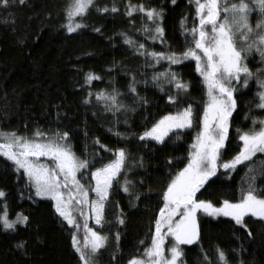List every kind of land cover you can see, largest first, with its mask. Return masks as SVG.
Masks as SVG:
<instances>
[{
  "label": "trees",
  "instance_id": "16d2710c",
  "mask_svg": "<svg viewBox=\"0 0 264 264\" xmlns=\"http://www.w3.org/2000/svg\"><path fill=\"white\" fill-rule=\"evenodd\" d=\"M128 0H97L101 6L115 3L119 11L101 14L95 9L83 18L84 27L68 33L62 25L65 21V7L69 0H25L12 10V15L0 11V130H16L30 134L37 127L42 129L67 130L70 132L73 149L78 156L88 154L96 166L99 161L111 156L94 140L109 148L126 147L129 152L127 178L133 182L140 199L130 202L129 194L113 185L110 202L106 206L105 219L111 221L96 230L108 236L107 245L98 256V264H127L131 255L143 252L150 243L149 230L152 218L158 211V194L166 184L170 174L187 162L189 145L195 134L193 129L179 131L177 139L173 131L166 137L165 145L149 142L147 145L138 139V134L146 126L167 111H175L177 106L169 105L163 99L165 93L159 91L151 81L153 72L168 67L166 60L154 66L145 64V57L136 55L123 43L120 33L131 35L145 43L149 50L180 52L185 46V36L180 27L185 18V27L198 24L194 6L189 0H142L146 6L163 7V40L148 39V33L137 32L145 21L140 15H124ZM139 3L141 0H131ZM7 16V22L4 18ZM132 21L131 23L129 21ZM255 14L251 17L254 25ZM99 28L100 31H94ZM23 41V43H21ZM253 72L259 67V57H248ZM163 65V67H161ZM185 80L190 88L182 97V103H192L202 109L200 77L195 71V62L183 60L171 66ZM94 72L101 77L90 84L84 83L85 74ZM136 76L137 93L148 103L133 104V94L128 91V82ZM147 81V83H145ZM168 89V85H164ZM117 89L120 101L127 110L114 117L105 111L103 102H97L95 93L99 90L110 92ZM91 91V102L85 104L84 97ZM258 85L250 79L248 87H240L234 96L237 108L229 118V133L222 149V160L230 159L239 149L237 129L252 127V119H264V110L255 107ZM134 109V110H133ZM118 119V123H117ZM258 126V125H257ZM125 133L120 138L109 131ZM264 154L257 153L253 160L259 163ZM142 158V164L140 161ZM3 158H0L2 160ZM169 160L171 161L169 163ZM243 164L237 165L230 174L218 168L210 183L197 193L199 199L219 204L224 199L235 202L242 190L248 187L250 176ZM253 186L258 194H264V175L256 172ZM121 182L124 177L119 178ZM0 189L5 192L8 211L14 218L16 212L29 216L27 227L14 233L0 231V264H77V257L71 248L68 226L54 213L52 202L31 195V190L23 181L16 179L10 169L0 163ZM122 215L124 224L116 221ZM199 240L191 245H182L185 264H203L204 255L215 259V249H223L229 264H264V221L246 216L248 231L241 228L229 217L212 218L197 213ZM119 232V240L116 233ZM145 241L141 245L140 241ZM19 241H26L23 249L15 247Z\"/></svg>",
  "mask_w": 264,
  "mask_h": 264
},
{
  "label": "snow or ice",
  "instance_id": "6c2138e0",
  "mask_svg": "<svg viewBox=\"0 0 264 264\" xmlns=\"http://www.w3.org/2000/svg\"><path fill=\"white\" fill-rule=\"evenodd\" d=\"M194 6L198 24L192 28L185 27V18H181L180 27L185 36V46L180 52L149 50L145 43L139 42L127 33H120L123 43L138 56H144L147 66H154L161 60L168 62L163 71L153 72L151 81L159 91L164 92L163 99L169 105L177 106L175 111H167L151 126H146L138 134V139L145 143L154 142L165 145L166 137L174 129L176 138L179 131L193 129L195 134L189 145L187 162L170 174L166 184L158 194V211L152 218L149 230L150 243L140 241L143 252L131 255L127 264H185L182 259L184 249L181 245H191L199 240V226L197 213L201 212L213 218L229 217L235 225L252 233L247 228L246 216L264 221V194H258L253 186L256 172L264 175V157L259 163L253 160L257 153L264 154V119H252V127L247 130L237 129L239 149L230 159L222 160V149L229 133V118L237 108L234 93L240 87H248L250 79H255L258 85L255 107L264 110V0H189ZM175 4L176 0H171ZM25 0H0V11L11 16L12 10L24 5ZM104 13H116L118 6L113 3L101 6L97 0H69L65 7V23L62 25L68 33H73L84 27L83 18L90 10ZM139 14L145 21L137 32L148 33L147 38L161 40L165 43L164 28L162 26L163 7L146 6L142 0L125 4L124 15L133 17ZM256 20L253 25L252 15ZM7 22V16L4 18ZM132 22L131 20L129 21ZM94 31H100L94 28ZM23 43V41H21ZM259 57V67L253 72L248 64V57ZM191 59L195 62V71L200 77L202 92V109L194 108L192 103H182V97L190 88L185 80L171 66L181 64L183 60ZM163 67V65H161ZM131 79L128 91L133 94V104L147 99L137 93V80L134 73H127ZM101 77L94 72L85 74L84 83L90 84ZM147 83V81H145ZM168 85L166 90L164 85ZM93 93L89 91L83 102H91ZM121 93L113 88L110 92L99 90L95 93L97 102H103L105 111L115 117L118 112L126 111L127 106L119 99ZM134 110V109H133ZM117 119V123H118ZM258 125V126H257ZM114 135L125 138L126 134L113 131ZM111 156L99 161V166L92 161L98 153L78 156L73 149L70 132L67 130L42 129L37 127L30 134H22L16 130H0V163L6 170L10 169L16 179L23 181L31 190V195L52 202L54 213L66 224L71 237V248L77 257V264H98V256L107 245L108 236L101 230H94L87 222L83 224L84 235L79 237L80 220L90 217L101 229L106 223V206L110 202L113 185L131 197L130 202L140 199V192L127 178L130 170L127 166L129 152L126 147L109 148L94 140ZM171 161L169 160V163ZM243 164L250 176L248 187L241 192L235 202L224 199L218 205L205 199H199L197 193L210 183L218 168L230 174L237 165ZM142 164V158L140 165ZM124 177L123 181L119 179ZM5 192L0 189V231L14 233L25 228L29 216L16 212L14 218L10 216ZM79 211V219L75 213ZM119 224H124L122 215L116 216ZM119 232L116 240H119ZM171 238L166 245V240ZM26 241H19L15 247L23 249ZM203 264H229L225 251L219 247L215 249V259L204 255Z\"/></svg>",
  "mask_w": 264,
  "mask_h": 264
},
{
  "label": "rangeland",
  "instance_id": "374dc122",
  "mask_svg": "<svg viewBox=\"0 0 264 264\" xmlns=\"http://www.w3.org/2000/svg\"><path fill=\"white\" fill-rule=\"evenodd\" d=\"M185 130V129H184ZM173 131H177V130H173ZM172 131V132H173ZM171 133V132H170ZM201 213V212H200ZM204 214V213H203ZM75 215L77 216V218L79 219V211H77L76 213H75ZM206 215V214H205ZM208 216V215H207ZM211 217V216H210ZM219 217V216H218ZM213 218V217H212ZM215 218H217V217H215ZM85 222H87V224H88V226L89 227H91V228H93L94 230H96V228H98L100 225H97V224H95V221L93 220V219H91L90 217H84L83 219H81L80 220V223H81V228L79 229V233H78V235H79V237L80 238H82L83 237V235H84V228H83V224L85 223ZM171 240V238L169 237L167 240H166V245L169 243V241ZM182 246V245H181Z\"/></svg>",
  "mask_w": 264,
  "mask_h": 264
}]
</instances>
